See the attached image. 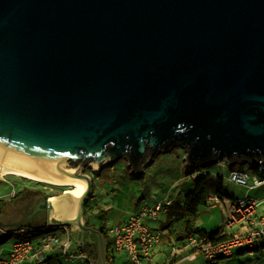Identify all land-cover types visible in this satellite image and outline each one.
Listing matches in <instances>:
<instances>
[{"label":"water","instance_id":"water-1","mask_svg":"<svg viewBox=\"0 0 264 264\" xmlns=\"http://www.w3.org/2000/svg\"><path fill=\"white\" fill-rule=\"evenodd\" d=\"M180 146L191 166L264 161V0H0V163L87 181L74 215L48 195L32 215L111 264L84 169Z\"/></svg>","mask_w":264,"mask_h":264},{"label":"rangeland","instance_id":"rangeland-1","mask_svg":"<svg viewBox=\"0 0 264 264\" xmlns=\"http://www.w3.org/2000/svg\"><path fill=\"white\" fill-rule=\"evenodd\" d=\"M184 154L185 150L181 146L161 152L154 157V160L145 168L140 176L134 173L125 158L120 159L113 165L106 166L103 168L102 173L100 172L98 175H94L92 170H88L90 167L87 165L84 172L93 175L94 180L92 192L94 196L90 195V204L93 208L90 211L88 210L91 222L97 226L105 223L109 227L110 232L112 226L116 225V220L124 219L129 213L141 211L144 204L149 203L153 205L160 199L168 197L178 199L184 196L194 186L193 177L207 172L214 175L215 179L211 184L209 194L210 197H217V200L201 204L197 220V226L201 229L212 231L221 227L228 230V223L234 214L233 202L236 199L250 197L264 200V187L249 189V187L236 183L229 178L232 169L244 168L250 170V167H252L251 163L242 164L238 162L234 166H231L226 160H219L213 164L201 166L193 175L188 176L186 174L188 164L185 161ZM94 169L99 171V168ZM250 173H253V171L250 170ZM219 176L223 177L224 195L222 197L217 192L219 186L217 178ZM6 178V181L0 180V199L3 201L8 199L7 196L10 195L14 187L19 192L25 188L27 190L29 187L35 186L49 196L63 194L67 188H70L68 186H55L34 181L17 175L8 174ZM33 182L41 184L34 185ZM33 192L28 191L27 194L29 195ZM224 199L225 201H223ZM224 202L225 204H223ZM164 219L165 215L162 211L158 214L157 219L149 217L147 224L153 228H159ZM234 226H240V230L242 231L247 225L236 224ZM4 232L8 233L9 230H4ZM110 235L113 238V235ZM16 239V234L9 235L5 243L0 246V249L3 247L10 248ZM161 246L165 249H158L156 253L158 254L157 259L163 264L165 261V251L168 252V255L172 252L173 246L165 244ZM177 247L180 248L184 255L190 253L191 249L185 246ZM83 249L87 250L86 252L92 251L90 245L83 246ZM252 251L253 253L251 254L249 245L239 246L233 250L231 257H225L221 260L225 264H264V250ZM122 258H125V254L122 252L117 253L116 263L114 264H123Z\"/></svg>","mask_w":264,"mask_h":264},{"label":"built area","instance_id":"built-area-1","mask_svg":"<svg viewBox=\"0 0 264 264\" xmlns=\"http://www.w3.org/2000/svg\"><path fill=\"white\" fill-rule=\"evenodd\" d=\"M250 170L232 169L229 175L230 180L245 185L249 189L264 187V161L251 164ZM10 175V174H9ZM6 175L0 176V180H7ZM18 193L14 187L10 197ZM217 200V197H209V201ZM172 198L168 197L155 202L153 205L147 203L139 212L131 213L128 219L120 224L112 226L110 233L113 235L114 247L117 251H124L129 258V264H144L151 256L152 249L161 241V232L147 224V219H156L158 214L165 211L172 204ZM225 201V199L223 200ZM264 200L258 198H242L233 202L234 214L228 223V227L236 224H246L250 229L245 232H236L233 236L224 241H214L208 236H193L185 245L192 250L187 254L188 258H194V253H202L209 262L221 254L229 256L236 247L249 245L250 249L264 240ZM212 204V203H211ZM225 204V202L223 203ZM262 206V207H261ZM63 232L55 230L44 231L39 235H33L39 231L31 227H22L12 234L17 233L8 258L1 264H24L28 260L38 262L44 259L50 250L60 248L68 261L77 264H94V256L90 252L71 247L72 237L69 227H63ZM65 236V237H63ZM40 248L35 249L36 239ZM174 253L181 252L180 248L174 247ZM253 251H251V254Z\"/></svg>","mask_w":264,"mask_h":264},{"label":"trees","instance_id":"trees-1","mask_svg":"<svg viewBox=\"0 0 264 264\" xmlns=\"http://www.w3.org/2000/svg\"><path fill=\"white\" fill-rule=\"evenodd\" d=\"M201 166L203 165L191 166L188 164V167L186 168V174L188 176L193 175V173L196 172V170L199 169ZM88 170L91 171L90 168ZM143 172L137 173L134 171V173H136L138 176H140ZM193 178H194L193 188L190 189L184 196L179 197L178 199L172 198L173 200L172 204L169 205L165 211H163L165 215V219L162 221L159 228H154L161 232L162 235H161L160 243L162 244L170 245V246L172 245L173 247H177V246L183 247L188 243L189 239L193 236L206 235L210 239L217 242V241L227 240L231 238L234 234L227 229H222L221 227L215 230H212V231H208L206 229H201L197 226L199 208L201 204L209 203L208 202V198L210 197L209 192L211 189V184L215 178H214V175L210 172L202 173L199 176L193 177ZM217 182L219 184L217 188V192L222 197V195H224L223 177L219 176L217 178ZM91 196H94L93 193L91 194ZM0 201H3V200L0 199ZM86 207H87V213H88V210L90 211V209L93 208L90 202H88ZM96 227L102 230L103 234L105 235L106 241L108 243V253H109L108 260H110L111 257H113V253L116 252V250L113 247L114 240L110 235L111 233L109 232V227H107L105 223L100 226L96 225ZM61 229H63V227L58 228L56 230H61ZM33 230L39 231L37 233H33V235H39L44 231H51L53 229L45 224V225L35 226L33 227ZM9 235L10 234L7 233L1 236L0 244L4 243ZM252 250L263 251L264 250V240L261 241L258 246H254L253 249H251V251ZM94 254L97 256V253H94ZM232 255L233 253L229 256L221 254L215 260L222 259L225 257H231ZM46 263H51V258L42 259L35 264H46ZM111 264H114L113 261L111 262Z\"/></svg>","mask_w":264,"mask_h":264},{"label":"crops","instance_id":"crops-1","mask_svg":"<svg viewBox=\"0 0 264 264\" xmlns=\"http://www.w3.org/2000/svg\"><path fill=\"white\" fill-rule=\"evenodd\" d=\"M25 189L19 191V193H22V196H24L28 193V191H27L28 189L27 190H25ZM7 198L8 199L5 201H0V207H1L0 208V220L4 219L6 217L9 218L12 216L13 213H15V208L10 203V201L13 203L14 201L17 200V198L10 197V195L7 196ZM130 214L131 213H129L124 219H120L119 221L116 220L115 224H120V223L125 222L128 219ZM55 217H57L56 214H55ZM238 225H241V224H238ZM4 226L5 227L1 228V231H0L1 233H3L4 230H9V228H11V227L6 226L5 224H4ZM237 228H239V229H237ZM240 228H241L240 226H232V228L228 227V230L232 233H236V232L242 233V232L249 230L250 226L249 225L245 226L244 227L245 229H243L242 231L240 230ZM55 231L63 232V229L55 230ZM15 234L17 235V233H15ZM3 235H4V233H3ZM0 237H1V234H0ZM63 237H65V236H63ZM35 239H36L35 249L38 250L40 248V244H39V241L37 240V238H35ZM4 243H1L0 246H2ZM13 244H12V246H13ZM85 245H90L92 247V251L91 252L89 251V252L93 254L94 264H96L98 262V260H97L98 257L94 253H96L97 249H95L94 246H92V244H89L88 242L83 243V241H81L80 239H77V238L73 239L72 238L71 247L73 249H80V250L85 251V249H83V246H85ZM161 245H162V243H158L157 245H155L153 247L150 258L145 260L144 264H161L160 261L157 259L158 254L156 253V251L158 249H165ZM12 246L8 249L4 248V247L0 249V264L3 260L8 258ZM113 247H114V245H113ZM114 249H115V247H114ZM121 252L125 254V258H122L123 264H129L128 255L124 251H117L116 250V252L113 253V257H111V259L109 261H111V262L113 261V263H116V254L121 253ZM191 252H192V250H190V253ZM167 253L168 252L165 251V255H164L165 261L163 264H225V263H223V260H221V259L214 260V262H208L207 258L200 252L194 253V258H188V255H184L183 252H179V253L175 254L173 249H172V252H170L168 255H167ZM161 256H162V254H161ZM48 258H51V263H46V264H77L76 262L68 261V259L64 256V254L62 253V250L60 248H55L53 250H50L44 259H48ZM35 263H37V262L36 261L33 262L32 260H28L24 264H35Z\"/></svg>","mask_w":264,"mask_h":264},{"label":"bare ground","instance_id":"bare-ground-1","mask_svg":"<svg viewBox=\"0 0 264 264\" xmlns=\"http://www.w3.org/2000/svg\"><path fill=\"white\" fill-rule=\"evenodd\" d=\"M17 175L21 177H25L34 181L44 182L48 184H52L55 186H68L70 188H67L66 191L63 194L59 195H52L50 196V200L52 201L54 207H55V214L58 218H64L65 216L74 215L76 211V203L78 201V198L84 193V191L87 188V181L85 179L79 180L74 179L70 181L60 182L55 181L34 173L21 171L14 168H8L3 166L2 163H0V176L2 175Z\"/></svg>","mask_w":264,"mask_h":264},{"label":"flooded vegetation","instance_id":"flooded-vegetation-1","mask_svg":"<svg viewBox=\"0 0 264 264\" xmlns=\"http://www.w3.org/2000/svg\"><path fill=\"white\" fill-rule=\"evenodd\" d=\"M91 176H93V175H91ZM33 183H34V185L35 184H41V183H35V182H33ZM43 188H45V186H43ZM28 191H34L36 194L33 192L29 195L27 194V195L22 196V193L18 192L16 194V196L13 197V198H17V200L14 201L13 203L10 201V203L15 208V213H13L12 216L9 218L6 217V218L0 220L3 224H5L8 227H12V224L16 225L21 221L28 220L24 224V227L31 226V228H33L35 226H40V225H44L47 223V220H48L47 212H40L36 215H32V213L34 212V208L37 207L39 202L42 201L43 195H48V194L45 193L44 191H42L41 189L36 188L35 186L29 187ZM89 202H90V199H89ZM29 214L32 215L31 218H28ZM86 214L89 216L88 225L96 227V225L91 222V217H90L89 213H87V210H86ZM57 219H59V218H57ZM67 227H69V226H67ZM92 246H94V248L97 249L96 243H93Z\"/></svg>","mask_w":264,"mask_h":264}]
</instances>
